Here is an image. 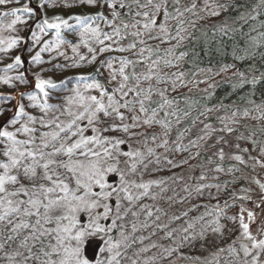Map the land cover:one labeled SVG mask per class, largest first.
Wrapping results in <instances>:
<instances>
[{"label": "snow or ice", "instance_id": "6c2138e0", "mask_svg": "<svg viewBox=\"0 0 264 264\" xmlns=\"http://www.w3.org/2000/svg\"><path fill=\"white\" fill-rule=\"evenodd\" d=\"M8 2L9 0H0V5ZM46 2L47 0H40L39 7L43 8ZM176 2L178 3V0ZM79 3L106 8L111 19L105 15L104 11H98L93 17L74 16L65 19L57 15L51 19H43L42 26H38L40 32L47 34L46 30H53L55 39L52 42L44 41V46L32 56L33 63H44L41 57L42 52L58 50L62 44L66 43L62 36V29L68 28L78 31L80 38L79 44H71L72 52L78 57L74 59L72 67H80L81 62L86 59L88 63H93L99 55L104 53L131 52L137 48V43L146 44L143 37L149 40H160L161 43L169 40H176L179 43L185 39L180 35L181 32L186 31L183 27V20L178 25L176 36H172L169 32L168 21L176 17H173L167 10V0H159V2H154V0H79ZM66 6L71 7L72 5ZM217 7L223 9L225 6L217 5ZM195 8L196 5L193 4L191 8L185 10L192 11ZM124 10L134 22H125ZM161 11H163V21L158 24L157 17ZM176 12L180 16L183 15L179 8ZM20 13L28 16L35 15L34 9L28 5L0 13L3 16L14 17L7 25L8 30L15 31L18 23H26L19 15ZM219 14L216 10L210 12L211 16ZM69 19L77 21L75 28L69 24ZM240 19L244 20L245 17L241 16ZM101 22L110 31L102 28ZM192 23L194 26V21ZM153 32L157 34L153 35ZM32 35L35 43L39 44L40 36L35 33ZM260 35L264 36V33ZM129 36L134 38L133 41L127 47L121 46V42ZM19 42L18 37L9 38L7 41L0 40V45L6 44V47H0V52H9ZM81 45L91 54L90 59L79 54ZM153 51L151 47H141L137 53L140 59L135 61L127 57L117 58L115 56L101 60V66H106L110 70L109 82H117L114 88L109 90L94 78L91 82H86L89 78L81 76L78 79L85 82L83 88L79 86L73 88L70 95L65 96L56 104L49 103V90L55 89L57 84L51 79H43L37 75L34 87L38 92L29 95L27 99L31 102L29 107L39 109L41 115L38 117L29 114L24 104H17L14 106L16 111L13 118L7 122L14 127V130L0 126V252L3 253L0 259L5 260L6 264H121V259H123L121 249L131 247L127 244L128 237L125 235L124 225L118 224V221L124 218L121 215L122 201L140 200L141 197L149 195L152 185L159 186L164 183L163 181L136 183L126 178L127 174L119 167L121 156L127 158L124 163L128 167V173H136L138 165H143L147 169L148 164L144 161L149 156H155V164L159 165L161 157L156 155L151 147L147 149V155L139 150L122 151L120 146L125 143L123 137L144 135V133L135 132L134 129L159 125L163 129L165 138L157 147L175 152H188L190 148L202 147L196 141H189L188 146H185L182 143L184 133H179L177 141L173 142L174 148H169V141L166 137L169 136L172 127L170 117L175 118L176 123L179 124L180 116L178 110L164 111V109H171L176 101L167 98L168 89H154L151 84L147 88H142L140 83L141 80L152 81L154 78L157 84H166L171 80L173 91L176 86L186 85L182 71L172 73L169 78H165L159 71H154L159 66V60L152 61L148 72L143 76L135 73V65L150 58V56L145 57L144 53L151 54ZM166 51L169 54L172 53L171 48ZM58 55L64 56L65 53L58 51ZM184 55L185 53H181L175 59L179 61ZM117 60L118 69L113 65V61ZM163 64L165 67L176 66L172 60H164ZM22 65L23 61L17 55L12 63L6 65L5 71ZM130 65L133 66L131 74L127 72ZM239 76L242 83L252 85L258 83L256 77L250 81L246 80L243 72L239 73ZM117 77L120 78L119 81ZM259 79L264 80V73H261ZM13 80L26 82L23 73L15 77L0 76V83L5 85H10ZM92 91L98 95L91 94ZM154 93L161 99L156 107H151ZM130 94L132 98L128 99ZM249 103H254V101H249ZM256 108L260 112L256 118L264 120V106L257 105ZM6 110L0 109V115H3ZM161 111H163V118H158ZM187 115L188 113L185 112L184 116ZM236 115L235 112L232 113V117ZM243 115L247 117L249 112L245 110ZM22 120L23 123H21ZM221 123L223 127L219 129L220 132L232 134L236 131L235 128L229 126L237 123L235 119H230L228 122L221 119ZM16 125L19 126L15 127ZM36 125H39V129L45 130L40 131ZM204 127L207 129L209 126L205 124ZM216 131L212 129V132ZM260 131L264 133V128ZM110 133H121L122 135L114 136ZM207 135L208 133L205 132L199 140H204ZM18 136L25 138L19 139ZM255 136V131L247 136L243 134L237 136L235 144L237 153L228 157L237 163L227 169L228 173L241 171L237 164L246 166L244 154H249V159L254 162V165L264 168V142L257 141L254 139ZM147 139L146 136L145 143ZM150 139L155 142L158 137L153 133ZM219 141L228 143L223 135L219 137ZM239 141H248L254 148H258L260 157L251 156L249 148H242ZM195 155L199 156L200 152L197 151ZM214 155L219 162L212 171L217 174L224 173L225 168L222 166L226 158L224 148L220 147ZM163 160L171 168H179L182 164L188 163L187 159L173 163V160L167 156H164ZM152 162V160L148 161V163ZM209 163H214L211 158H209ZM109 174L118 175V185L108 183ZM207 179L205 174L199 177L201 181ZM214 179H218V176ZM237 179L233 176L231 183L235 184ZM253 182L259 186L261 203H264V183L258 179ZM227 183L224 184L225 191H227ZM132 188L142 191L134 196ZM213 188L219 194L222 186L220 183H201L190 189L186 185L183 188L186 196L181 197L178 202L192 197L193 192L196 196H203L206 189ZM240 191L243 195H238L237 192L230 193L232 203L228 201H224L223 205L218 203L213 206L211 212L205 211L198 217L184 220L178 228L166 231L165 236L172 239L177 246L165 248L164 252L172 255L185 243L206 240L209 233L222 238L227 226L221 221L228 220L233 223L238 222L240 234L227 249L218 248L214 255L218 256L219 253L227 250L235 258L236 264H264V238H258L259 235H264V226L258 229L257 235H253L250 228V223L255 221V213L241 206L237 215H227V210L238 201L244 202L252 199L249 195L250 188H242ZM209 195H211L210 192ZM155 198L152 196V199ZM169 199L171 200V197ZM112 200H115V212L110 203ZM256 207H261V204H257ZM142 209H148V206L143 205ZM129 210L125 209L124 214L126 215ZM191 210L184 211L180 215H173L170 222L181 221L189 216ZM156 211L159 212L160 209ZM245 213L249 222H245ZM132 215L136 216L137 213L133 212ZM113 216L115 218H112ZM146 216L152 217L153 212L148 209ZM82 217L87 218L86 223L82 222ZM206 217H211V219H206ZM109 220L110 224H106L105 222ZM159 220L160 216L156 215L153 223ZM197 225H199V231H196ZM142 227L147 228L150 225L145 223ZM156 228L168 229L169 225L156 224ZM114 230L118 232L119 239L113 237ZM132 231H137L135 224L132 225ZM177 233H179L178 237ZM96 238H101L104 244V247L98 249L102 259L96 257L95 249L91 256L87 254L90 244ZM144 239L145 237H141V242ZM237 244L239 248L236 247ZM151 247H157V245L153 244ZM140 251L147 252L148 248H142ZM131 264H137L136 260H131ZM228 264H233V261H229Z\"/></svg>", "mask_w": 264, "mask_h": 264}, {"label": "trees", "instance_id": "16d2710c", "mask_svg": "<svg viewBox=\"0 0 264 264\" xmlns=\"http://www.w3.org/2000/svg\"><path fill=\"white\" fill-rule=\"evenodd\" d=\"M159 2V0H154ZM40 0H9L5 5H0V13L9 12L13 8H20L28 5L33 8L35 15L28 16L20 13L21 18L26 23H18L15 31L8 30L7 25L13 16L0 15V40L7 41L9 38L18 37L19 43L9 52H0V76L15 77L21 73L24 74L25 83L13 80L10 85L0 83V109H7L0 115V126L8 127V130H14V127L7 122L13 118L17 104H24L26 111L29 114L36 112L39 117V109L29 107L30 101L27 99L29 95L35 94L38 90L35 89V77L39 75L43 79H51L57 84L55 89L50 91L49 103L56 104L63 100L67 95L71 94V90L76 87L83 88L84 81L78 78L86 76L89 79L86 82L95 80L101 82L109 90L116 86L117 82H109L110 70L106 66H101L100 61L109 57L117 58L127 57L132 60H139L137 53L141 47H151V54L145 52V57L149 59L135 65V73L143 76L148 72V68L152 65V61L159 60V66L154 71H159L165 78L171 77L174 72L182 71L184 73L183 81L186 86H176L175 91L171 80L166 84H157L155 78L152 81L141 80L140 87L147 88L149 84L154 89H168L166 96L168 99L176 101L171 107L165 108L164 111L178 110L180 123L177 124L175 118L172 119V127L168 137L169 148H174V141H177L179 133H184L182 143L188 146L189 141H196L202 147L190 148L188 152L165 151L164 148L157 147L162 142L163 129L159 125H154L151 128L145 126L134 129L137 133H144L134 137L124 136L125 143L120 146L122 151L139 150L147 155V149L153 148L155 154L161 157V163L155 164V156H149L144 163L148 164L147 169L143 165H138L136 173H128V167L124 163L127 159L121 156L120 169L127 175L126 178L136 183H148L150 181H163V184L152 185L149 195L141 197L140 200L128 202L122 201L121 215L124 218L118 221V224L124 225L125 235L128 237L127 244L131 247L122 248L123 259L121 264H131V260H136L137 264H219L221 256L201 259L192 254H187V248L180 247L179 250L172 255L164 252L165 248L176 247L177 244L165 236V232L171 228H178L183 224L184 220H190L192 217H198L197 210H202L201 215L205 212H211L216 204L223 205L224 201L232 203L231 192H237L238 195H243L240 191L242 188H250L254 185L253 173H255L254 162L249 159V154H244L246 161L245 165H238L241 171L228 173L227 169L237 162L231 161L228 157L237 153L235 144L237 136L243 134L249 135L252 131L256 132L254 139L264 142V133L260 129L264 128V120L257 119L260 112L256 106H264V80H260L261 73H264V2L262 0H167V10L176 17L168 21L169 32L172 36H176L178 25L181 20L184 21L183 27L186 31L180 35L185 39L179 43L176 40H169L166 43H161L160 40H146L145 45L137 43V48L131 52L119 53H104L97 57L93 63H88L87 59L81 62L80 67H72L74 59L78 57L72 52L71 44H79L78 31L73 28L62 29V36L66 43L62 44L58 50L46 51L41 53L44 63L35 64L31 58L41 47L44 46V41L52 42L55 39L53 30H46L47 34L41 33L38 26H42V21L45 18L51 19L53 16H62L65 19L74 16L93 17L98 11H104L106 16L111 19L109 11L104 8L92 7L86 4L79 3V0H47L43 8L39 7ZM195 4L196 8L192 11H186ZM66 5H72L67 7ZM207 5V7H206ZM217 5H224L223 9ZM179 8L182 16L178 15L176 9ZM212 10L218 11V16H211ZM245 19L241 20L240 17ZM255 17V19H251ZM125 22H134L124 10ZM136 19H140L136 17ZM163 21V11L157 17V23ZM194 21V26L193 22ZM92 22V21H89ZM69 24L74 28L77 21L69 19ZM101 27L105 28L101 22ZM255 29V31H253ZM106 31L110 29L105 28ZM133 31V29H129ZM33 33L40 36V43H35ZM153 32V35H156ZM255 38V39H253ZM133 37L129 36L121 42V46L127 47L133 41ZM167 39V38H165ZM0 47H6L0 45ZM171 48L172 53L169 54L166 50ZM59 52H64V56L58 55ZM181 53H185L182 59L177 61L175 58ZM79 54L84 55L88 59L91 54L82 45L79 47ZM19 55L23 61V65L10 71H5L6 65L12 63L15 57ZM164 60H172L175 67H165ZM114 68H119V63L113 61ZM59 66V67H56ZM99 69V71H97ZM127 72H133V66H129ZM243 72L246 80H251L253 77L258 79V83L252 85L250 83H242L239 73ZM117 77V81H119ZM91 94L98 95L95 91ZM15 97L14 99H4ZM132 96L128 97L131 99ZM153 103L151 107H156L160 102V97L154 93ZM254 101V103H249ZM209 109L211 111H209ZM247 110L249 115L245 117L243 113ZM187 112L188 115L184 116ZM237 115L232 117V113ZM203 113V115H201ZM158 118H163V111L160 112ZM221 119L228 122L230 119H235L237 123L229 126L236 129L232 134H225L219 131L223 127ZM24 121L22 120L21 123ZM209 127L205 129L204 125ZM16 125L15 127H18ZM39 129V125H36ZM216 129V132H212ZM44 131L45 129H39ZM187 130V131H185ZM205 132L208 135L204 140H199L200 136H204ZM155 133L158 139L153 142L150 137ZM110 135L121 136V133H110ZM225 136L228 143L219 141L220 136ZM148 137L145 143V137ZM19 139L25 137L18 136ZM241 147H247L250 150L251 156L259 158V149L248 141H239ZM220 147H223L226 153L225 161L222 166L225 168L224 173L217 174L212 169L219 161L214 155ZM199 151L200 155L196 156ZM167 156L173 160V163H179L181 160L187 159V164H182L179 168H171L164 162L163 157ZM189 157H192L191 159ZM209 158L214 163H209ZM152 160V163H148ZM201 174H205L208 179L205 181L199 180ZM218 179H214L217 177ZM233 176L237 177L235 184L231 183ZM108 183L116 186L119 182L118 175L109 174L107 177ZM227 183V191L224 190V184ZM201 183H220L222 188L219 194L216 189H206L203 196H196L193 192L192 197H188L183 202L180 197L186 196L183 188L187 185L190 189ZM161 189H164L163 191ZM134 196L139 195L142 190L131 189ZM209 192L211 195H209ZM155 196V199H152ZM171 197V200L169 199ZM201 200L202 203L198 204ZM115 212V200L110 201ZM181 203V204H180ZM242 202H237L233 207L227 210L228 216L237 214ZM143 205H147L148 209L153 212L152 217L146 216L148 209H142ZM195 206V207H193ZM125 209H130L127 214H124ZM160 209L159 212L156 210ZM189 211V216L181 221L170 222L173 215H180L184 211ZM137 215L133 216L132 213ZM234 214V215H233ZM156 215L160 216V220L155 221ZM112 218H115L114 216ZM211 219V217H208ZM82 222L86 223L87 218L82 217ZM149 224L150 227H142L143 224ZM221 223L226 226L233 222L222 220ZM110 224V220L107 222ZM135 224L137 231H132V225ZM156 224H168V229H157ZM186 226V225H185ZM153 232L155 234L153 235ZM148 235L145 236V234ZM113 237L119 239L116 230L112 233ZM145 236L143 242L140 238ZM179 233H177V237ZM157 247H151V245ZM188 246V245H187ZM239 246V245H238ZM104 247L101 238H96L89 246L88 255H92V251L96 250V257L102 259L98 251ZM148 248L147 252L140 251L142 248ZM226 250L223 252L225 253ZM2 252H0L1 254ZM138 255H135L137 254ZM222 253V254H223ZM130 258V259H129Z\"/></svg>", "mask_w": 264, "mask_h": 264}, {"label": "rangeland", "instance_id": "374dc122", "mask_svg": "<svg viewBox=\"0 0 264 264\" xmlns=\"http://www.w3.org/2000/svg\"><path fill=\"white\" fill-rule=\"evenodd\" d=\"M11 22V20H10ZM17 27V26H15ZM33 114L36 115V112L33 111ZM260 157V155H259ZM254 180H260L261 183H264V168H261L259 165H255V173H253ZM249 195L252 197L249 201H244L241 203V206L252 210L255 213V221L250 223V228L253 233V235H257L258 229L264 226V203H261V192L259 189V186L254 183L253 186H250V192ZM181 198V197H180ZM202 201L199 200L198 204H201ZM181 204V203H180ZM261 204V207L257 208L256 205ZM240 206V207H241ZM203 209L197 210L198 215H201V212ZM239 212V211H238ZM238 214V213H237ZM235 213V215H237ZM234 215V214H233ZM206 219H209L206 217ZM108 221L105 223L107 224ZM245 222H249L247 220V214L245 213ZM196 231H199V225H197ZM240 231L238 228V222L232 223L231 225H228L225 229V235L221 238L218 235H214L209 233L206 240H197L192 243H185L183 247L186 246L187 248V254H192L195 257L199 256L201 259L204 258H210L215 257V253H217L218 248H225L232 243L233 240L236 239L237 236H239ZM148 235V233L145 234V236ZM143 236V237H145ZM258 238H264V235H259ZM188 245V246H187ZM239 244L236 245L237 248ZM15 247V245H13ZM223 253V252H222ZM219 253L218 256H221L219 264H228L229 261H233V264H236L235 258L232 257L228 251L226 250L225 253ZM3 256V253L0 254V257ZM217 256V257H218ZM0 264H6V261L3 259H0Z\"/></svg>", "mask_w": 264, "mask_h": 264}]
</instances>
